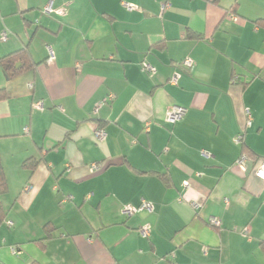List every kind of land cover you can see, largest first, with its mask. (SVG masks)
I'll use <instances>...</instances> for the list:
<instances>
[{"label": "crops", "instance_id": "obj_1", "mask_svg": "<svg viewBox=\"0 0 264 264\" xmlns=\"http://www.w3.org/2000/svg\"><path fill=\"white\" fill-rule=\"evenodd\" d=\"M4 30L0 264H264V0H0Z\"/></svg>", "mask_w": 264, "mask_h": 264}, {"label": "built area", "instance_id": "obj_2", "mask_svg": "<svg viewBox=\"0 0 264 264\" xmlns=\"http://www.w3.org/2000/svg\"><path fill=\"white\" fill-rule=\"evenodd\" d=\"M124 6L129 9V10H132V9H135L137 8L136 6L132 5V4H129V3H124ZM54 9L52 8L51 4H47L44 8H43V12L44 13H50L52 12ZM56 12H61L60 10H55ZM7 38V31L4 30L1 32L0 34V40H6ZM48 53H49V60H52L54 57H53V53L50 49H48ZM182 65L184 67H190L193 63L192 59L189 58V57H186L182 60ZM142 69L143 70H146L148 72H152L154 71V68L150 65V64H147V63H143L142 64ZM177 79H178V76L176 74H174L173 76H171V78L169 79V82L171 84H177ZM33 107L34 108H37V109H42V102L41 101H36L33 103ZM186 113V108L183 107V106H180V105H176V104H173L171 105L167 110H166V116H165V120L166 122H168L169 124H175L176 122L180 121L183 116L185 115ZM103 131L102 130H98L96 132V138L98 140H102L103 139ZM242 139V135H238L234 138V141L236 143H239ZM249 160L248 156L246 154H241L234 162V167L236 169H239L241 171H244L245 168H246V163L247 161ZM96 167L95 164L91 165V169H94ZM255 175L260 178L261 180L264 181V158H262L259 162V164L257 165L256 169H255ZM187 184H184V186H186ZM70 196H66L64 198L65 199H69ZM141 210H146V211H149L151 212L153 210V206H152V203L147 201V200H142L140 202L139 205L137 206H133V205H126L123 207L122 209V212L126 215V216H131ZM209 222L212 224V225H218L219 224V220L217 218H210L209 219ZM10 223V222H9ZM139 233L143 236V237H147L149 236V233H150V227L148 224H145L143 226H141L139 229H138Z\"/></svg>", "mask_w": 264, "mask_h": 264}, {"label": "trees", "instance_id": "obj_3", "mask_svg": "<svg viewBox=\"0 0 264 264\" xmlns=\"http://www.w3.org/2000/svg\"><path fill=\"white\" fill-rule=\"evenodd\" d=\"M25 52L23 50H19L15 52L14 54H9L2 59H0V63L7 75L8 78L14 77L19 71L12 68V60H14L16 57L22 58L24 56ZM6 95L4 93V89H0V99L4 98ZM36 160L34 159H27L24 161L23 165L28 167L30 170H32L36 165ZM6 189V180L3 172V168L0 161V190L4 191Z\"/></svg>", "mask_w": 264, "mask_h": 264}]
</instances>
